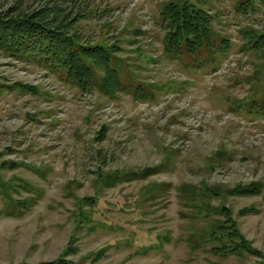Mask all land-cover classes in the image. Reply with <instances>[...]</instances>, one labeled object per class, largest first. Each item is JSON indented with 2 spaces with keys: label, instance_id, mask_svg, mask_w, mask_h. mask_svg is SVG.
Listing matches in <instances>:
<instances>
[{
  "label": "rangeland",
  "instance_id": "rangeland-1",
  "mask_svg": "<svg viewBox=\"0 0 264 264\" xmlns=\"http://www.w3.org/2000/svg\"><path fill=\"white\" fill-rule=\"evenodd\" d=\"M185 1L213 16L220 45L198 62L164 53L160 13ZM243 1L0 0V11L80 16L82 42L118 44L128 86L83 92L0 53L11 87L0 97V264L257 262L214 250L232 244L219 230L225 207L264 254V60L244 37L264 34V0ZM115 172L123 179L106 182ZM250 184L262 193L224 192Z\"/></svg>",
  "mask_w": 264,
  "mask_h": 264
},
{
  "label": "trees",
  "instance_id": "trees-1",
  "mask_svg": "<svg viewBox=\"0 0 264 264\" xmlns=\"http://www.w3.org/2000/svg\"><path fill=\"white\" fill-rule=\"evenodd\" d=\"M257 1L244 0L241 6L244 8L254 6ZM17 11V8L0 11V53L5 57L34 64L48 73L56 74L63 82L83 92L97 88L104 95L115 97L118 93L127 91L124 65L118 57L120 47L115 43L110 46L99 42H82V37L78 33V23L82 21L80 16L70 14L64 21L59 22L56 16H51L54 11L47 8L31 13H16ZM160 17L165 30L164 53L168 58L174 60L188 58L198 62L206 54L213 55L218 51L220 45L214 30V18L207 10L189 1L171 2L163 8ZM244 34L248 52L264 60V34H258L256 31H246ZM16 87L25 92L38 93L36 88L28 85L17 84ZM8 89L11 87L0 83V97ZM135 90L138 92L145 89L140 86ZM261 102L264 107V98ZM106 135L107 129L102 128L99 139L104 140ZM12 166L16 168L18 165ZM5 167L6 163H2L0 169ZM119 174L122 172L107 175L105 181L112 179L114 182L121 181L123 178ZM208 189V192L216 196L222 191ZM224 192L240 197L259 196L262 193L257 184L239 186L234 190L225 189ZM18 205L24 210L30 207L25 202ZM220 212L225 215L227 221L219 230L227 234L232 244L229 246L223 244L214 247V250L224 254L247 253L257 259L255 264H264V254L254 249L242 236L237 223L232 219V212L225 207ZM246 213H256V210H247ZM41 264L76 263L59 259Z\"/></svg>",
  "mask_w": 264,
  "mask_h": 264
}]
</instances>
